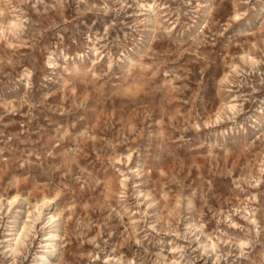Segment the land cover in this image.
I'll list each match as a JSON object with an SVG mask.
<instances>
[{
	"label": "rangeland",
	"instance_id": "obj_1",
	"mask_svg": "<svg viewBox=\"0 0 264 264\" xmlns=\"http://www.w3.org/2000/svg\"><path fill=\"white\" fill-rule=\"evenodd\" d=\"M263 8L0 0V264H264Z\"/></svg>",
	"mask_w": 264,
	"mask_h": 264
},
{
	"label": "bare ground",
	"instance_id": "obj_2",
	"mask_svg": "<svg viewBox=\"0 0 264 264\" xmlns=\"http://www.w3.org/2000/svg\"><path fill=\"white\" fill-rule=\"evenodd\" d=\"M208 3V6L210 5L209 2ZM149 6H152V2H150ZM262 16H264V8H263V11H262ZM240 16L239 13H237L235 15L236 18H238ZM152 22H154V19H152ZM207 22V17L203 18V24ZM132 153H127L126 154V160L127 161H131L132 159ZM135 163H138V166H136L135 168V164L132 166V171L133 172H138L140 171L144 165H145V162L142 158V154L140 153L139 154V160L136 161ZM20 195H14L12 197H10L9 199V203L10 205L12 206L14 204L15 201H17L19 199ZM23 200H26V198L24 197ZM54 197H48V196H44L39 202H36L34 204V208L39 211L41 213L42 210L46 211L47 214H48V222H51L52 224V227L54 228V230L52 232H50L49 234V238H47L45 241V247H48V246H51V249L48 250V253L47 254H44L43 255V260L41 261L42 264H48V262L50 261V258L55 254V251L57 250V242H58V239L60 238V234H59V219L57 218V214L54 212V208H53V205H54ZM28 222H24L23 225L20 224L17 226L16 229H14L16 231V233H14V238L13 240H19L23 233L25 232V230L27 229V226H28Z\"/></svg>",
	"mask_w": 264,
	"mask_h": 264
}]
</instances>
